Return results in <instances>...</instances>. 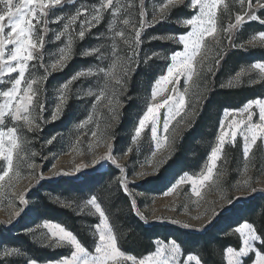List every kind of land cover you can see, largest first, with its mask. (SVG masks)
Listing matches in <instances>:
<instances>
[{
  "label": "snow or ice",
  "instance_id": "snow-or-ice-1",
  "mask_svg": "<svg viewBox=\"0 0 264 264\" xmlns=\"http://www.w3.org/2000/svg\"><path fill=\"white\" fill-rule=\"evenodd\" d=\"M74 2V0H72ZM65 0H0V85H7L0 88V199H6L10 211L7 221L4 223L10 225L15 222L28 209L27 192L34 186L29 184L24 191L12 192L15 181L21 175V169L26 167L35 174V181L39 183L44 179H52L59 175H79L85 173L89 168L95 171L96 167L104 162L110 161L112 165L125 173L124 166L120 165L113 157L114 137L107 144L108 151L104 155L96 156L91 160L90 165L81 163L75 166L71 173L52 171L49 176H44L38 172L39 166L32 159L36 152H30L31 141L28 139V133H36L41 130V121H44V113L48 110V95L46 81L51 73L49 67L55 71L64 70L73 57L76 40L83 41L91 30L104 21L105 15L109 14L111 19L108 23V32L111 33L108 39L111 40V59L104 54L102 49L105 45L94 46L83 50L80 53L81 58L94 57L97 61L96 67H87L78 69L66 82L60 84L54 94V108L52 109L51 121L55 122L62 117L63 112L72 93V86L86 78H95L96 83L89 86L87 91H83L84 97H93L92 107L103 104L107 109L108 116L113 121H119L120 112L117 106L122 109L120 102V89L124 86L130 72L138 69L141 62L142 45L144 43L143 33L146 26H154L157 23L164 22L170 18L173 9L183 6L192 13L188 18L178 20V23L187 30L179 34L154 35L149 37V42L160 40L162 42H172L182 45V49L162 55L159 51H152L150 54L144 53L143 63L147 64L154 58H161L167 61L166 70L159 75L152 83L150 98L146 103V108L138 118V123L134 128V134L131 136L133 145L138 146L142 134L150 129L151 140L154 142L155 149L162 147L161 132H163V142L174 146L175 140H169L168 132L170 126L177 117L185 113L188 101L186 99L190 86L196 81L205 80L213 72L212 63L218 66L222 62L219 51H223L224 41L227 40L228 46L232 49L264 48V31H259L250 35L245 43H236L238 33L243 27L252 21L264 25V17L259 13L264 12V0H164L153 9V20L151 25L146 19L147 8L146 0H139L137 5L134 0H100L98 6L91 8L81 6L76 9L75 14L68 16H56L54 20H49L52 12L59 6H62ZM239 6L238 11H233L235 6ZM138 11V25L135 16ZM83 17V19H81ZM121 17H125L121 20ZM227 23L224 24V19ZM66 22L63 28L53 34L52 42H60L66 38L62 47L58 48V58L50 65L44 63V49L48 43V34L52 31L49 23ZM79 23V31H76V25ZM123 25L117 30L118 25ZM125 28L130 29L126 33ZM75 34V36L73 35ZM101 39L100 36L96 37ZM118 41L126 46V55H120L121 49L118 47ZM214 49H219L216 56L210 54ZM110 60V62H109ZM135 62V69L132 65ZM107 66H101L105 65ZM37 69H43L44 74L38 75ZM13 74L15 78H13ZM255 76L256 79H252ZM247 77L251 84L264 82V60H258L247 66H242L235 77L227 81V87L241 84L242 78ZM184 80V89L179 90V83ZM225 85H222V87ZM93 87L97 91H93ZM170 89V90H169ZM78 92L82 90H77ZM77 98H81L77 95ZM199 101V97H197ZM258 109V113L257 110ZM162 110L163 113H162ZM239 114L240 118H236ZM192 117L198 115L193 111ZM94 116L97 122L103 118V115L91 113L89 116L77 125V128H83L90 124ZM258 116V119L256 118ZM224 117L219 122L218 132L215 142L211 146L206 157V163L198 174H183L176 180L165 196L176 192L181 185L188 184L191 187L192 196L198 198L199 203L203 199L202 189L208 187H219L223 173L218 171V162L224 159L227 146L230 144L235 147L238 138L242 139V157L244 159V168L242 174L244 179L238 182L237 187H248L250 192L245 195H251L261 189L251 187L250 178L247 177L249 163L252 159L254 146L264 142V98H255L247 101L240 109H225ZM162 121V128H161ZM11 122L12 126H8ZM110 124H106L104 131ZM103 132L93 129L91 136L92 142L88 144V151L91 152L95 145L101 143ZM56 136L46 141L51 145L56 140ZM133 149H128L131 152ZM155 155V151L152 153ZM166 161H160L163 164ZM55 168V165H53ZM141 178L148 175L141 171L137 173ZM117 182L126 194L128 193L129 182L125 175L117 178ZM11 193V195H9ZM227 205H231L236 197L227 198L222 196ZM23 207H17V203ZM63 203L62 201H58ZM65 207H71V204H64ZM90 208L92 216H97L99 222L92 226L94 229V247L87 248L77 238L73 232L58 222L45 220L37 224L35 228L28 229V234L41 232L46 237V246L55 249L56 247H70V255L60 258L56 261H50L48 264H181L182 248L180 244L171 239L166 243H161L153 253L138 258L135 255L126 254L118 245V238L115 234L114 226L110 223V218L106 210L98 202V197L92 195L81 206ZM132 208L136 214L144 218L136 206L135 199L132 200ZM224 208V205H220ZM219 209L212 207L206 210L207 219L199 225L183 223L184 228L203 231L208 227L218 215ZM155 220H162V216H154ZM199 219V217H195ZM145 223L149 221L145 219ZM172 223L181 224L179 220H172ZM239 235L241 246L237 249L234 246H226L223 250V258L226 264H244L246 258L251 257V264H264V250L256 246V242L264 243V237L258 234L257 229L252 223H241L234 229ZM14 258H25L26 264H38V262L26 257L25 253L18 246H5L0 251V259L11 260ZM202 264L201 259L196 254H187L183 258L182 264Z\"/></svg>",
  "mask_w": 264,
  "mask_h": 264
},
{
  "label": "rangeland",
  "instance_id": "rangeland-1",
  "mask_svg": "<svg viewBox=\"0 0 264 264\" xmlns=\"http://www.w3.org/2000/svg\"><path fill=\"white\" fill-rule=\"evenodd\" d=\"M100 0H65V3L62 6L57 7L49 17V20H54L56 16H63L67 18L68 16L75 14L76 9L80 8L82 5L87 6L91 8L93 5L99 4ZM123 2H127V0H123ZM134 2L138 5L139 0H134ZM164 0H146V8H147V16L146 19L149 22V25H151L153 20V9L158 6V4L163 3ZM230 3H232V0H229ZM181 7V6H180ZM183 7V6H182ZM239 6L236 5L233 11H238ZM134 11L137 13L135 16V19L137 20V26L138 25V11L139 8L137 7L134 9ZM178 12H187L186 17H172L174 14ZM191 12L188 8L183 7V9L179 10V7L172 10L170 14V18L172 17L173 22L177 25V27L180 29L179 33L185 32L187 29L181 26L178 23V20L182 18H188L191 16ZM262 17H264V12L259 13ZM125 17H121V20ZM83 19V17H81ZM111 17L109 14L105 15L104 21L101 25L93 28L87 36V42L90 43V46H83V43L76 40L75 46H74V52H77L78 57L80 56V53L83 50L89 49L94 46H100L105 45V47L102 49L104 54L108 55L111 59V40L108 39L110 37L111 33L108 32V23L110 21ZM66 22L65 20H62L60 23H49V28L52 30L48 34V43L44 49V63L46 65H50L52 62H54L55 59L58 58V48L62 47L63 44L66 42V38H62L60 42L53 43V34L57 31L61 30L63 28V24ZM257 23V25L253 24ZM247 23L243 29L238 33V38L236 40V43H245L250 38L251 34H254L256 32H259V30L264 28V25H260L256 21H252ZM224 24L227 23V18L223 21ZM156 25V24H155ZM154 25V26H155ZM76 31H79V23H77ZM123 25H118L117 30L122 28ZM153 26H146V30L143 33V39L144 43L142 45L143 51L141 53V62L138 69H135V62H133V69L134 72L129 73V77L126 79L124 86L120 89V102L124 106V102L126 99H135V101L138 103L136 111H134V117L133 122L131 126L129 127V133L127 136V141L124 144V147H120L116 145V137L118 136L119 132V122L121 120V108L117 106V111L120 112V119L119 121H113L109 118L107 109L104 107L105 104H107V101L105 100L103 104L97 105V107L94 109L92 107L94 102V96L93 97H84L83 91H87L89 86H93L96 83L95 78H86L81 79L80 81L76 82L72 86V93L70 94L69 102L71 101L75 108H78L79 113L81 115L80 119H77V116L70 119L67 123L64 124L63 129L60 131L54 132L52 136L49 137H40L38 135L39 131L36 133H28V139L31 141L29 146L30 152H36L38 155L33 157L35 164L39 166L38 172L43 173L44 176H49L52 171L57 172H65V173H71L75 166L81 163H87L90 165L91 160L100 155H104L107 153L108 148L107 144L112 141V137H114V150L112 152L113 157L117 160V162L124 166L125 173H121L120 169L116 166L112 165L110 161L102 163L100 166L96 167L95 171L99 170H106L108 168H114L116 170L115 176L112 179V183L117 185L121 190H123L120 185L117 182V178L125 175L128 184V193L127 194L131 200L135 199L137 209L144 214V218L139 216L141 220L145 221L147 219L148 223H167V224H174L178 225L182 228L183 223H190L194 225L202 224L207 219V214H210V212L206 213V210L216 207L219 209L217 217L214 219L212 223H214L217 218L230 210L232 206L235 204L248 199L250 196H253L258 193H264V142H260L257 146H254V151L252 153V159L249 163V168L247 172V177L250 178V184L251 187L261 189L251 195H245L246 193L250 192V188L248 187H237V184L239 181L245 178V176L242 174V170L244 168V159L242 157V139L238 138L236 141L235 147H232L230 144L227 146L224 159L218 162V171L220 173H223L221 176V183L219 187H208L206 186L204 189H202V195L203 199L197 203L196 201L198 198L192 196L191 194V187L188 184L181 185L179 189L176 192H172L169 195L165 196L164 193L166 191H169V189L172 187V185L176 182L177 179H179L180 176H182L185 173H188L190 175L198 174L201 169L203 168L204 164L206 163V157L210 151L211 146H213L215 142V137L218 132L219 122L221 118L230 119V117H224V110L221 109L219 111H213L211 116V122L212 125H214V129L212 132L208 130L209 136L207 138V141L205 144L202 143H195L194 148L188 149L187 154H185L184 157L187 158V163L182 168L176 169L173 172H167V170L172 169V166H176L179 164V161L176 163H173V160L179 150L180 143L182 139L184 138V135L189 129L192 127L196 119L199 115V110L201 107L202 100L206 97L207 93L214 88L215 86L227 88V81L235 77V73L242 67L250 65L253 62L242 64L238 67V69L232 71L229 69V67H226V64H228V58L226 62V55L230 51L239 50L232 49L228 46L227 40L224 41L223 44V51H219V49H214L213 52L210 54L212 57L216 56V52L219 51L220 56L222 57V62L218 66V68L214 65V60L209 61L212 63L213 66V72L216 74L213 76L209 74L206 77L205 80H199L196 81L194 84L190 86V91L186 97L188 104L185 113H182L181 117H177V120L173 122V124L170 126V130L168 132L169 140L172 139L175 140L174 146H170L169 143L163 142V132H161V140H162V147L160 149H155L154 142L151 140V132L150 129L146 130L141 137V141L138 146L133 145L131 142V136L134 134V128L136 124L138 123V118L140 115H142L143 111L146 108V103L148 99L150 98V92H151V86L152 83L156 80V78L163 74V72L166 70L167 63L170 61L161 59L159 57L152 59L147 64L143 63L144 59V53L150 54L152 51H158L154 45H151V42H149V37H151L150 34H147V30L152 28ZM127 32L130 31V29L125 28L124 29ZM177 33V34H179ZM172 34V33H169ZM165 34V35H169ZM75 36V34H73ZM100 36L101 39L97 40L96 37ZM169 44L166 47V51H160L162 55H167L172 51L182 49V45H177L172 42H166ZM118 47L121 49L120 55H126V46L123 45L122 42L118 41ZM260 48V47H256ZM248 47L247 49H242L245 52L248 51V49H256ZM264 49V48H260ZM88 60V65L85 67V69L89 66L96 67L97 61L94 57L85 58ZM264 60V59H263ZM159 61L160 64L158 66V74H154L153 70H157L155 68L154 62ZM110 62V60H109ZM226 63V64H225ZM225 64V65H224ZM101 66H107L101 65ZM224 67V69H222ZM142 68H145L142 70ZM60 71L59 69L53 71L49 67V72L51 75L55 72ZM38 75H43L44 70L43 69H37ZM15 75L13 74V78H15ZM50 75V76H51ZM49 76V78H50ZM252 79H256L255 76L252 77ZM243 84L247 85H258L261 84L264 90V82L251 84L247 77L242 78V83L234 85L233 87L240 86ZM60 84H48L46 81V88H47V95H48V104H47V111L44 113V121H41V129L48 124H50L51 121V114L52 109L54 108V94L55 90L58 88ZM7 85H0V88H4ZM184 89V80L181 79L179 83V90L182 92ZM77 90H82L78 92ZM170 90V89H169ZM93 91H97L95 87H93ZM77 95H79L81 98H77ZM197 97H199V101L197 100ZM258 98V97H257ZM259 98H264V93ZM255 99V98H254ZM252 100V99H251ZM246 103V102H245ZM244 103V104H245ZM242 104L238 108H226V109H240L244 106ZM67 107V106H66ZM195 110L198 115L195 117H192L190 113ZM164 110H162L163 113ZM258 113V109L256 110ZM96 113L97 115L102 114L103 118L100 119L97 122L96 117L94 116L93 121L86 125L83 128H77V125L80 124L81 121L85 120L89 114ZM64 113V112H63ZM236 118H240L239 114H236ZM258 119V116L256 117ZM106 124H110V127H107V130L104 131ZM8 126H12L11 122H9ZM209 126V125H207ZM101 132H103V139L100 144L95 145L91 152L88 151V144L89 142L93 141V138L91 136V132L93 129H97ZM161 128H162V121H161ZM56 136V140L53 144L49 145L46 143L48 139L51 137ZM132 147V151L129 152L128 149ZM155 151V155L153 156V152ZM166 161L163 164H159L160 161ZM53 165H55V168H53ZM141 171L148 173L147 176L141 178L137 175V173H140ZM94 172L89 168L85 173L79 174V175H59L52 179H44L40 181L39 183H36L35 181V174L31 173V170L27 169L26 167H23L21 169V175L20 177L15 181L14 187L12 189V192L19 193L24 191L25 188L29 186V184L34 185L29 192L26 194V199L28 200V209L25 211L18 219L15 220L14 223L7 225L4 222L7 221L10 211L12 209L8 206V201L6 199H0V228H10L18 223H23L25 226L24 231L27 235L33 240V242L40 248H46L50 249L51 251H61L65 252V255L55 259V260H42L37 261L38 264H48L50 261H56L59 260L62 257L70 255V247L64 246V247H56L55 249L47 247L46 246V237L41 234L44 230H41V232L28 234V229L35 228L37 224L43 223L45 220L44 218H41L39 215L38 207L34 201L33 198L30 197V195L35 191L39 190V186L43 182H52L55 179L59 177H67V178H73V179H79L84 174ZM143 186H148V188H152V186L157 187V191H145L141 189ZM11 195V193H9ZM92 195L85 196V197H76L72 198L70 200L59 197L57 195H47V198L49 201L56 203L60 206H64V204H71L72 210L75 211L76 214L83 217V225L86 227L87 232L91 235L93 238L92 245L89 248L90 250L94 247V236L93 232L94 229L92 226L97 224L99 222L98 215L92 216L89 214L91 211L90 208H84L83 211H81V206L84 204V202L89 199ZM222 196L227 198H233L236 197L237 199L234 200V202L231 205H227L226 201L222 199ZM58 201H62L63 203H60ZM17 207H23V205H20L17 201ZM220 205H224V208H220ZM134 210V209H133ZM136 213V210H134ZM137 215V214H136ZM154 216H162L164 219L162 220H155L153 219ZM195 217H199V219H195ZM172 220H179L181 221V224H175L172 223ZM51 221V220H48ZM56 222V221H53ZM245 222V221H244ZM240 222L237 225L230 226L227 231L230 235H232L234 238H237L239 240V246H241L240 238L237 233H235L234 229L239 226ZM211 223V224H212ZM210 224V225H211ZM62 225V224H61ZM188 229V228H185ZM68 230V229H67ZM191 231H196L193 229H189ZM169 241V240H168ZM167 241H159L154 250L150 253H153L157 247L160 246L161 243H166ZM259 243V241L256 242V246ZM10 245L0 243V251L3 250V247ZM237 248V249H238ZM148 253V254H150ZM127 254V253H126ZM146 254V255H148ZM187 254L190 253H184L182 250V256H181V264L184 257L187 256ZM195 254V253H191ZM131 255V254H129ZM144 255V256H146ZM197 255V254H196ZM26 257H29L25 254ZM141 256V257H144ZM198 256V255H197ZM138 257V258H141ZM199 257V256H198ZM200 258V257H199ZM221 258L223 261V264H226V261L223 258V251L221 252ZM202 262V260H201ZM0 264H26L25 258H14L11 260H2L0 259ZM130 264V262H128ZM192 264H195V262H192ZM202 264H204L202 262ZM244 264H251V257L246 258Z\"/></svg>",
  "mask_w": 264,
  "mask_h": 264
},
{
  "label": "trees",
  "instance_id": "trees-1",
  "mask_svg": "<svg viewBox=\"0 0 264 264\" xmlns=\"http://www.w3.org/2000/svg\"><path fill=\"white\" fill-rule=\"evenodd\" d=\"M180 9H183V7H179ZM186 16L187 12H178L172 17ZM172 17L164 22L157 23L147 30V34L152 37L154 35L179 33L180 29L173 22ZM252 23L257 25V23ZM259 31H264V28ZM82 43L84 47L91 45L87 42V38ZM151 45H154L158 51H166V47L169 44L160 40H153ZM225 58L226 62L228 58V64L225 63L226 67L234 71L242 64L263 60L264 49H248L247 52L242 49L234 50L227 53ZM159 64V61L154 62L155 67H157L155 68L157 70H153L155 75L160 71L158 70ZM87 65L88 60L78 57L77 52H75L74 58L70 60L67 67L62 71L53 73L48 78L47 83L62 84L78 69L85 68ZM144 69L142 68V70ZM263 93L264 90L261 84H243L227 88L215 86L212 88L201 102L198 118L189 131L185 133L180 143L179 150L173 160V163L179 161V164L172 166V169L167 170V172H173L178 167L182 168L187 163V158L184 156L187 154L188 149L192 150L194 148L195 143H206L209 136L208 130L212 132L214 129V125L211 122L213 111L238 108L245 102L262 96ZM137 105L138 103L135 99H126L124 102L118 126L119 132L116 137L117 146L120 145L123 148L127 141L129 127L133 122V114L137 109ZM78 113V108H75L71 101L68 102L62 117L43 127L38 135L44 138L52 136L54 132L63 129L64 124L70 119L76 116L77 119H80L81 115ZM195 145L197 146V144ZM115 173L116 170L114 168H108L84 174L79 179L59 177L52 182H43L39 186V190H35L30 197L34 199L41 218L62 224L73 232L83 245L90 248L93 238L83 225V217L76 214L69 207L60 206L49 201L47 195H57L68 200L89 195L97 196L98 202L106 210L110 223L114 226L119 247L125 253L136 257L144 256L153 251L159 241L174 239L180 244L184 253L197 254L204 264H223L221 252L225 247L231 245L238 248L239 246V240L227 231L230 226L244 221L252 223L258 234L264 237V193L255 194L235 204L230 210L221 214L205 230L191 231L174 224L145 223L141 220L134 212L129 196L112 183ZM141 189L157 191L155 186H152V188L143 186ZM24 226L23 223H18L10 228H0V243L18 246L26 255L37 261L55 260L65 255L64 251L55 252L38 247L26 234ZM257 247L264 250V243L259 241Z\"/></svg>",
  "mask_w": 264,
  "mask_h": 264
}]
</instances>
